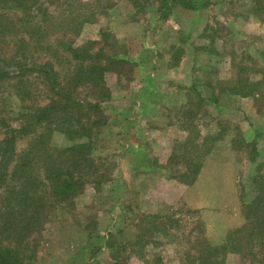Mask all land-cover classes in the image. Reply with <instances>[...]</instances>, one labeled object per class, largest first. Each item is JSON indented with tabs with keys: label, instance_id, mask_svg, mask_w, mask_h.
Segmentation results:
<instances>
[{
	"label": "rangeland",
	"instance_id": "374dc122",
	"mask_svg": "<svg viewBox=\"0 0 264 264\" xmlns=\"http://www.w3.org/2000/svg\"><path fill=\"white\" fill-rule=\"evenodd\" d=\"M83 1L92 22L72 42L94 41L103 85L78 86L53 115L73 122L64 104L87 100L98 124L70 137L38 123L15 145L18 154L43 131L54 147L80 144L67 154L79 161L69 166L78 192L44 211L37 235L0 245L25 252L24 264H184L197 233L219 245L243 223L240 196L264 169V0H193L169 15L159 0ZM34 77L32 100L0 86L12 125L55 96Z\"/></svg>",
	"mask_w": 264,
	"mask_h": 264
},
{
	"label": "trees",
	"instance_id": "16d2710c",
	"mask_svg": "<svg viewBox=\"0 0 264 264\" xmlns=\"http://www.w3.org/2000/svg\"><path fill=\"white\" fill-rule=\"evenodd\" d=\"M72 1L75 6L69 0H0V86L10 85L13 95L24 102L33 97L29 83L35 76L55 95L44 105L26 106L27 112L16 125L0 111V236L7 241L17 232H21V241L26 235H37L43 227L44 211L47 213L54 202L73 197L79 189V181L69 169L79 161L67 154L80 144L54 147L43 131L17 154L19 137L33 134L42 122L56 125L70 137H88L98 124L99 118L94 117L100 114V106L87 100L64 104V108H73V122L53 115L60 110V99L69 98L78 86L92 91L103 85L105 67L98 62L101 52H93L94 41L82 46L72 42L83 24L92 22L94 7L83 0ZM159 1L160 14H172L177 6L195 7L193 0ZM251 184L250 195L240 196L243 223L229 229L219 245L197 233L183 252L184 264H264V169L257 168ZM22 208H29L30 215L20 216ZM158 230L152 224L145 232ZM24 255L17 248L0 245V264H24ZM231 255L236 262L230 261Z\"/></svg>",
	"mask_w": 264,
	"mask_h": 264
},
{
	"label": "crops",
	"instance_id": "0c3cea01",
	"mask_svg": "<svg viewBox=\"0 0 264 264\" xmlns=\"http://www.w3.org/2000/svg\"><path fill=\"white\" fill-rule=\"evenodd\" d=\"M184 10H185L184 8L179 7V6H177V7H175V8L173 9V11H184ZM146 49H148V47H146Z\"/></svg>",
	"mask_w": 264,
	"mask_h": 264
}]
</instances>
